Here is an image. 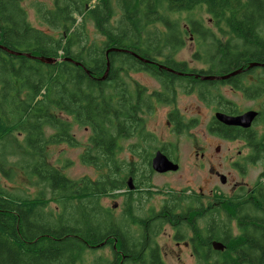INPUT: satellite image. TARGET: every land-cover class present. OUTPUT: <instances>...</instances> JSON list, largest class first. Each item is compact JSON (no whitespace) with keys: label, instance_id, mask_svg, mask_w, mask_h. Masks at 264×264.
I'll use <instances>...</instances> for the list:
<instances>
[{"label":"trees","instance_id":"1","mask_svg":"<svg viewBox=\"0 0 264 264\" xmlns=\"http://www.w3.org/2000/svg\"><path fill=\"white\" fill-rule=\"evenodd\" d=\"M50 2L36 3L35 12L59 37L32 25L23 0H0V264H84L85 250L106 246L114 259L100 256L89 264H164L155 237L167 223L181 236L182 191L165 193L161 209H151L145 217L127 209L123 219H115L101 200L126 188L127 169L135 171L137 187H148V194L153 187L151 155L139 163L124 162L118 157L120 142L137 137L135 151L149 140L143 114L154 108L152 98L175 104L177 89H198L203 100L223 84L248 98L264 92V0ZM201 5L226 26L229 37L220 39L200 21H191L192 32L204 43L208 40L205 55L197 53L196 58L210 67L197 70L175 59L185 45L184 29L171 14ZM90 23L98 35L92 39ZM251 64L262 65L248 68ZM239 70L224 81L202 78ZM140 71L155 77L165 91L147 95L130 78L131 72ZM253 74L256 80L250 81ZM215 99L221 111L236 114V106L223 95ZM178 114L175 110L170 115L177 119V132L195 125L181 123ZM70 118L91 129L81 161L100 172L96 179H72L51 163L52 145L79 144ZM210 129L228 139L244 138L255 153L252 160L264 167V136L257 131L239 133L218 120ZM6 181H28L37 194H21L22 189L6 186ZM237 198L228 207L239 234L228 231L220 237L226 244L218 253L220 264H264V187ZM132 199L128 197L127 206ZM221 223L229 228L226 221ZM205 255L197 254L207 259Z\"/></svg>","mask_w":264,"mask_h":264},{"label":"rangeland","instance_id":"2","mask_svg":"<svg viewBox=\"0 0 264 264\" xmlns=\"http://www.w3.org/2000/svg\"><path fill=\"white\" fill-rule=\"evenodd\" d=\"M24 6L28 10L29 20L32 25L39 28L47 33L54 34L59 37V32L52 30L50 27L42 24L35 12V5L38 2H43L48 5L51 4L50 0H23ZM171 18L177 21L183 30V36L185 45L178 51L175 59L183 61L188 64L190 69L194 68L197 70L207 69L210 67L203 57L205 52L208 50L207 41L204 43L201 38L192 32L191 21L197 20L202 23L206 28L214 32L215 35L220 39H227L228 30L223 23H217V21L208 12L206 6L201 5L192 11H184L180 13L171 14ZM89 35L90 39L97 37V32L94 29L93 24H89ZM198 53V58L196 54ZM257 71L255 74H258ZM252 76V75H251ZM249 77L250 81H255V76ZM132 82L138 83L144 88L147 95H152L155 92H164L160 82L153 77L151 74L140 71L131 72ZM229 85L223 84L218 85L216 88L211 89L209 99L203 100L196 89L192 93H188L185 89H177L176 102L175 104L163 102L159 103L156 98H152L154 108L147 110L143 114L145 124L148 132L150 133V139L144 143H141L138 149L133 150V145L139 142L137 137L128 138L120 142L121 150L118 154L120 159L124 162L128 160L134 163H139L143 160V157L154 153L155 148L166 147L171 150L172 155L177 157L181 165V169L171 173H158L151 172L149 184L151 193L148 194L146 191H135L132 196L130 203V209L138 217H145L151 209L158 211L161 209L166 194L171 190L175 192L183 191L184 188L188 187L195 191H199L202 188L207 194L212 186L215 184L219 187V190L226 194L231 193L232 185L224 186L218 179H211L208 169L205 168L203 171L197 164L198 158L196 157L197 151L201 154L206 151L209 154L216 156L218 166L222 168V173L227 176L236 177V173L233 170L230 162L231 158L238 155L239 151H242L243 155L249 153V147L245 143L238 142H226L211 134L209 126L212 124V119L215 117V110L219 107L223 108L215 99L219 94L231 101L236 108L240 111L248 109H264V95L257 100L248 98L244 93L240 91H234ZM177 112L184 118L187 123H194L195 125L186 130L184 133H176L172 127L168 124L169 112ZM73 123V133L78 141V145L71 146L67 143H61L52 145L50 147V160L51 163L60 168L65 175L72 179H80L84 176H89L93 179L99 177L100 172L97 171L93 166L84 164L81 161V154L85 150V145L89 137L91 136V129L86 126H81L71 119ZM254 130L258 131L260 137L264 135V119L256 123ZM220 148L224 153L217 154L216 149ZM134 152H133V151ZM229 156L228 161H225L222 156ZM148 172V171H147ZM262 172V165L260 163L246 166V174H242L244 180L249 184H254ZM240 180V176L236 177V181ZM6 186H11L13 189H22L21 194L29 195L31 197L36 196L38 188L29 184L28 181H18L11 183L9 181L4 182ZM142 188V187H139ZM47 196H51V192L47 191ZM127 196L117 194V196L105 197L101 200V204L111 209L113 217L115 219H123L126 214ZM227 207H224V214L226 216ZM232 220L235 221L236 216L231 215ZM234 224V233L239 234V228L237 224ZM134 229L136 230V225ZM155 240L164 252L165 264H200L198 256L193 257L191 249L183 245L181 240L174 238V230L171 226H163L162 230L155 237ZM178 243V244H177ZM96 250V251H95ZM94 251L85 250L83 261L84 264H89L95 258L105 256L110 259H114V254L109 248L95 249ZM213 261H218L220 264V256L214 257ZM210 263L204 264H213Z\"/></svg>","mask_w":264,"mask_h":264},{"label":"flooded vegetation","instance_id":"3","mask_svg":"<svg viewBox=\"0 0 264 264\" xmlns=\"http://www.w3.org/2000/svg\"><path fill=\"white\" fill-rule=\"evenodd\" d=\"M232 87V86H231ZM233 88V87H232ZM234 91H240L239 89H232ZM243 93V92H242ZM264 95V92L255 95L254 97L250 98L252 100H257L260 97ZM172 105V104H169ZM222 108L219 107L215 110V113L218 112H223L221 111ZM254 110L259 113L257 118L255 119L254 123L252 126L248 129L239 127V126H230L234 129H236L237 132L239 133H245V130L253 129L260 120L264 119V109H248L245 111H239L237 109L236 114H230V115H240L243 114L247 111ZM172 113V112H171ZM171 113L169 112L168 115V124L170 127L174 129L176 133H184L186 130L182 132H177V122L176 118L170 117ZM225 113V112H224ZM177 118H181L179 120L181 123L188 124L184 118L178 114ZM217 119L213 117L212 123L216 121ZM176 122V123H175ZM220 122V121H219ZM192 128V127H191ZM209 131L213 136L226 141V142H242L247 145V142L244 138L240 137L237 135V137H234L233 139H228L225 138L219 134H217L215 131H212L209 126ZM256 131V130H255ZM258 132V131H257ZM259 134V133H258ZM264 136V135H262ZM261 136V137H262ZM248 147V146H247ZM161 150L171 161L174 163H177L179 165V170L181 169V165L179 163V160L177 157L172 155V153L166 151L164 147L156 149L154 153H151V159H150V166L152 169V172H155L153 170L152 166V160L154 158L155 153ZM249 153L246 155H243L242 151L238 152L237 156H234L231 158L230 162L232 164L233 170L236 173V177L240 176V180L236 181V177L232 176H227L225 173H222V168L218 166L217 158L216 156L207 153L206 151H203L201 154H199V151L196 153V157L198 158L197 164L199 165V168L203 171L205 168L208 169V172L210 174L211 179H218L220 183L224 186L227 185H232L231 187V193L228 194V196L224 193H222L219 190V187L215 184L214 186L211 187L209 192L206 194L205 191L200 188L199 191H195L193 189H190L188 187L184 188L182 191V201H181V207H180V219H181V236L178 238L176 237L177 234V229L174 228V224L172 223H167L166 225H169L173 228L174 230V238L176 240H181L182 244L187 246L189 249H191L192 256L197 257V254H203L205 255L207 259L200 258L199 263L204 264L205 262L210 263L209 261L212 260L215 257V254L221 253L220 250L215 248V243L220 242L226 246L223 240L220 239V237H226V234L230 233V236H235L234 234V224L235 222L237 224V229L238 227V221L235 219L232 220L231 215H234L231 209H229L228 205L235 203L237 200V196H240L244 193V191L250 192L251 190L255 189L256 186L264 187V178L260 180V176L264 170L263 164L261 161L258 160H252V155H255L253 150L249 148ZM217 154L224 153L220 148L216 149ZM148 156V155H147ZM222 158L225 161H228L229 156L224 155ZM123 160V159H122ZM130 161V160H128ZM260 163L262 165V172L258 178V180L254 183L249 185L245 180L242 174H246V166L249 165H254ZM178 170V171H179ZM127 182H126V188L119 190L118 194L121 196L126 195L127 199L131 195L129 193L131 192L132 195L135 193V191H143V190H148V187H145L143 185L142 188H139L136 186V179L137 177L134 176L133 173L135 171H131V169H127ZM133 172V173H132ZM171 173V172H166ZM149 177L151 178L150 174ZM149 178V179H150ZM133 180L134 188L130 189L129 186V180ZM148 184V183H147ZM223 197V198H222ZM127 199H126V205H127ZM241 200V199H240ZM224 207L228 208V211H226V216L223 218L220 214H224ZM130 210V205L125 209V210ZM160 210V209H159ZM221 220L226 221L229 225V228H227L225 225L221 223ZM165 225V226H166ZM178 244V243H177ZM106 248H109V246H106ZM160 255L162 257L163 263L165 264V259H164V252L162 247L158 245ZM123 261H121L119 264H122ZM218 261H213V264H217ZM243 264V263H241Z\"/></svg>","mask_w":264,"mask_h":264},{"label":"water","instance_id":"4","mask_svg":"<svg viewBox=\"0 0 264 264\" xmlns=\"http://www.w3.org/2000/svg\"><path fill=\"white\" fill-rule=\"evenodd\" d=\"M4 49H6V48H4ZM112 50H116V49H112ZM14 53L15 54H21L18 52H14ZM27 56L31 57V58L38 59V60L45 62V63H56V62H58V60L55 58L50 59V58H46L44 56H33L31 54H27ZM75 63L80 64L78 62H75ZM259 65H262V64H256V65L251 64L248 68L254 67V66H259ZM109 68H110V65L108 64V71H109ZM240 72L241 71L239 70V71H235V72H232L230 74H227V75L204 76L202 78L206 79V80H216V81L221 80L222 81V80H227L230 77L235 76ZM179 75H182V74H179ZM258 115H259V113L257 111H254V110L247 111V112L240 114V115H230V114H227L224 112H218L215 114V118L225 125L239 126V127H243V128L248 129L252 126V124L254 123V121ZM152 166H153V170L155 172H158V173L176 172L179 170V165L177 163H174L173 161H171L161 150H158L155 153L154 158L152 160ZM129 186H130V189L134 188V184H133L132 179L129 180ZM215 248L220 250V251H224L225 245L220 243V242H217V243H215Z\"/></svg>","mask_w":264,"mask_h":264},{"label":"bare ground","instance_id":"5","mask_svg":"<svg viewBox=\"0 0 264 264\" xmlns=\"http://www.w3.org/2000/svg\"><path fill=\"white\" fill-rule=\"evenodd\" d=\"M221 81V80H220ZM224 81V80H223ZM155 109V108H154Z\"/></svg>","mask_w":264,"mask_h":264}]
</instances>
